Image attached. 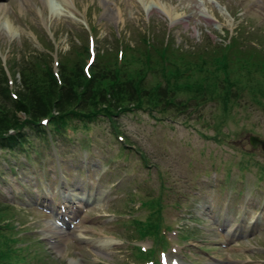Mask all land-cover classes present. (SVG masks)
Wrapping results in <instances>:
<instances>
[{
    "label": "rangeland",
    "instance_id": "374dc122",
    "mask_svg": "<svg viewBox=\"0 0 264 264\" xmlns=\"http://www.w3.org/2000/svg\"><path fill=\"white\" fill-rule=\"evenodd\" d=\"M52 1L54 7L46 0H0L5 69L8 58L42 50L53 54L56 69L59 52L76 55L91 35L83 59L90 65L93 53L140 48L144 38L207 60L230 41L264 54V0ZM230 68V79L263 82L259 70ZM145 81H153L151 73ZM174 92L176 101L189 98L181 109L115 108L111 117L99 114L85 125L75 119L60 131L26 128L20 140L0 144V200L16 205L14 222L33 236L25 254L38 252L27 264H138L134 245L154 241L139 240L131 219L149 211L138 206L150 192L162 195L171 229L154 264H264V149L252 148L248 138H264V105L254 100L260 97L244 89L224 116L212 94L198 101L194 92Z\"/></svg>",
    "mask_w": 264,
    "mask_h": 264
},
{
    "label": "trees",
    "instance_id": "16d2710c",
    "mask_svg": "<svg viewBox=\"0 0 264 264\" xmlns=\"http://www.w3.org/2000/svg\"><path fill=\"white\" fill-rule=\"evenodd\" d=\"M86 42L83 51L73 48L74 56L70 57L72 49L59 52L56 70L52 63L53 54L43 50L21 60L13 57L11 62L8 58V73L0 60V144L20 140L26 128L41 131L48 127L60 131L62 127H70L75 119L85 125L99 114L111 117L115 108L123 113L136 108L153 113L152 109L166 110L169 104H175L181 109L189 98L176 101L173 94L179 89L194 92L192 98L196 97L198 101L206 94H212L210 98L220 100L224 116L244 89H248L254 98L260 97L254 100L264 105V70L260 71L264 68V54H257L251 48L236 49L235 42L214 49V55L207 60L200 52L191 55L179 51L167 41L157 44L144 38L142 49L128 44L120 49L97 51L89 68L87 61L83 60L86 52V57L90 54L88 39ZM210 62L212 64L208 65ZM229 64L234 72L235 68L236 72L259 70L263 82L256 85L242 82L238 77L230 79ZM17 72L19 76L16 77ZM193 72L196 78L192 77ZM148 73L153 77L150 84L145 81ZM220 80H223L221 85ZM205 82L208 85L215 83L217 90L211 93ZM231 86H236V93ZM19 112L24 116L18 115ZM44 119L46 122L42 121ZM119 131L114 128L115 135H119ZM148 195L140 198L138 207H147L149 211L143 218L133 216L131 219L139 240L149 238L154 241L147 248L134 245L138 264H143L140 262L143 259L158 261L156 252L159 248L164 249L168 241L167 231L171 230L163 219L162 195L151 192ZM15 206L0 200V264H27L29 259L38 256V252H31L30 256L28 252L25 254V248L29 246L25 240L33 236L14 222Z\"/></svg>",
    "mask_w": 264,
    "mask_h": 264
},
{
    "label": "bare ground",
    "instance_id": "6f19581e",
    "mask_svg": "<svg viewBox=\"0 0 264 264\" xmlns=\"http://www.w3.org/2000/svg\"><path fill=\"white\" fill-rule=\"evenodd\" d=\"M47 1V3L50 5V6H53L54 7V3H55V1H52V0H46ZM66 3L67 2H69L70 0H64ZM57 2V1H56ZM158 4L159 5H157L159 8H160V10H162V11H165L164 9H163V7L160 5V3L158 2ZM59 5V4H58ZM61 5V4H60ZM63 5V4H62ZM3 7L4 6H2L1 4H0V12H1V10L3 9ZM52 10H54L53 8H51ZM166 9V8H165ZM69 10V9H68ZM67 11V10H66ZM165 12H167L168 13V15L171 17V18H174L175 16H174V13L171 11V10H168V9H166V11ZM4 13V12H3ZM0 16H2L1 14H0ZM2 23V22H1ZM12 31V30H11ZM9 32V31H8ZM7 32V33H8ZM14 33V32H13ZM73 193V192H72ZM73 194H77V192L76 193H73ZM77 196H79L80 198H81V195H78L77 194ZM53 224V223H52ZM54 228V227H53ZM107 239H109V238H107ZM107 239H104V242H106V243H108V244H110V242H111V238L109 239V240H107ZM101 241V240H100ZM115 242V241H114ZM72 260H74V259H72ZM215 263V262H214Z\"/></svg>",
    "mask_w": 264,
    "mask_h": 264
},
{
    "label": "water",
    "instance_id": "95a60500",
    "mask_svg": "<svg viewBox=\"0 0 264 264\" xmlns=\"http://www.w3.org/2000/svg\"><path fill=\"white\" fill-rule=\"evenodd\" d=\"M250 144L252 147H255L257 144H260L264 148V139H261L259 135H249Z\"/></svg>",
    "mask_w": 264,
    "mask_h": 264
}]
</instances>
